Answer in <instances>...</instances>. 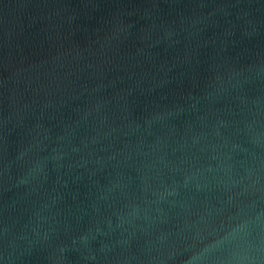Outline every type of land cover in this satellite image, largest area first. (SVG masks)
I'll list each match as a JSON object with an SVG mask.
<instances>
[{"label": "water", "instance_id": "obj_1", "mask_svg": "<svg viewBox=\"0 0 264 264\" xmlns=\"http://www.w3.org/2000/svg\"><path fill=\"white\" fill-rule=\"evenodd\" d=\"M0 264H264V0H0Z\"/></svg>", "mask_w": 264, "mask_h": 264}]
</instances>
